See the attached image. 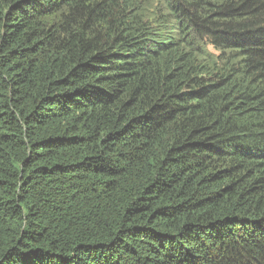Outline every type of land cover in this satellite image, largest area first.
I'll list each match as a JSON object with an SVG mask.
<instances>
[{
    "label": "trees",
    "instance_id": "1",
    "mask_svg": "<svg viewBox=\"0 0 264 264\" xmlns=\"http://www.w3.org/2000/svg\"><path fill=\"white\" fill-rule=\"evenodd\" d=\"M0 264H264V0H0Z\"/></svg>",
    "mask_w": 264,
    "mask_h": 264
},
{
    "label": "bare ground",
    "instance_id": "2",
    "mask_svg": "<svg viewBox=\"0 0 264 264\" xmlns=\"http://www.w3.org/2000/svg\"><path fill=\"white\" fill-rule=\"evenodd\" d=\"M262 204V203H261Z\"/></svg>",
    "mask_w": 264,
    "mask_h": 264
}]
</instances>
